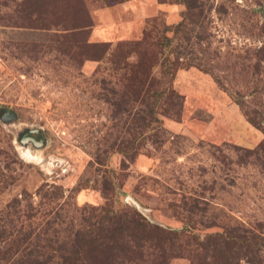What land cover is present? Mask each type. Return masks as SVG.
I'll list each match as a JSON object with an SVG mask.
<instances>
[{
	"label": "rangeland",
	"instance_id": "obj_1",
	"mask_svg": "<svg viewBox=\"0 0 264 264\" xmlns=\"http://www.w3.org/2000/svg\"><path fill=\"white\" fill-rule=\"evenodd\" d=\"M198 4L0 0V251L96 208L264 239V0Z\"/></svg>",
	"mask_w": 264,
	"mask_h": 264
},
{
	"label": "trees",
	"instance_id": "obj_2",
	"mask_svg": "<svg viewBox=\"0 0 264 264\" xmlns=\"http://www.w3.org/2000/svg\"><path fill=\"white\" fill-rule=\"evenodd\" d=\"M182 1L188 9L199 7L198 0ZM169 69L166 66L163 72L168 81L174 76ZM149 74L150 68L146 79ZM167 92L166 88L159 90L153 95L154 102L147 103L150 118L155 115L157 98ZM248 119L258 126L262 122L251 114ZM183 204L188 211L196 205ZM97 210L84 213L79 228L66 239L58 240L54 232V238L50 235V220L42 230L18 233L0 251V260L3 264H168L171 258L187 257L188 264H239L244 257L248 263L257 264L264 245L262 234L241 227L209 233L199 240L189 225L181 229L164 226L136 209Z\"/></svg>",
	"mask_w": 264,
	"mask_h": 264
},
{
	"label": "water",
	"instance_id": "obj_3",
	"mask_svg": "<svg viewBox=\"0 0 264 264\" xmlns=\"http://www.w3.org/2000/svg\"><path fill=\"white\" fill-rule=\"evenodd\" d=\"M16 117V114L14 113V112H11V111H7V110H5L4 112H3V114H2V117H1V119L2 120H4V121H6V120H11V119H13V118H15ZM34 132V131H33ZM28 137H25V140L27 139ZM30 139H32L33 140V142L36 144V145H41V143H42V139H35V138H33V137H30ZM126 200L127 201H129V202H131L133 205H135L139 210L140 209H142L141 208V205L134 199V198H132L130 195H127L126 196Z\"/></svg>",
	"mask_w": 264,
	"mask_h": 264
},
{
	"label": "flooded vegetation",
	"instance_id": "obj_4",
	"mask_svg": "<svg viewBox=\"0 0 264 264\" xmlns=\"http://www.w3.org/2000/svg\"><path fill=\"white\" fill-rule=\"evenodd\" d=\"M8 112H9V110H7ZM28 138H27V140H29V141H31L30 140V137L28 136V135H26ZM37 138L39 137V136H36Z\"/></svg>",
	"mask_w": 264,
	"mask_h": 264
},
{
	"label": "clouds",
	"instance_id": "obj_5",
	"mask_svg": "<svg viewBox=\"0 0 264 264\" xmlns=\"http://www.w3.org/2000/svg\"><path fill=\"white\" fill-rule=\"evenodd\" d=\"M24 155H26V153H23V152H22V156H24Z\"/></svg>",
	"mask_w": 264,
	"mask_h": 264
}]
</instances>
